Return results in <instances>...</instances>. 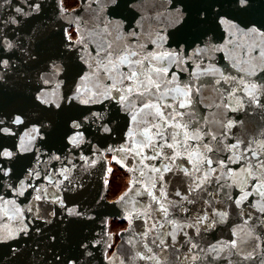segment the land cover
Here are the masks:
<instances>
[{
  "label": "water",
  "instance_id": "95a60500",
  "mask_svg": "<svg viewBox=\"0 0 264 264\" xmlns=\"http://www.w3.org/2000/svg\"><path fill=\"white\" fill-rule=\"evenodd\" d=\"M64 1L0 0V264H264V0Z\"/></svg>",
  "mask_w": 264,
  "mask_h": 264
},
{
  "label": "snow or ice",
  "instance_id": "6c2138e0",
  "mask_svg": "<svg viewBox=\"0 0 264 264\" xmlns=\"http://www.w3.org/2000/svg\"><path fill=\"white\" fill-rule=\"evenodd\" d=\"M112 3H113V5H115L117 8L120 6L118 0H112ZM248 3H249V0H238V4H239L241 7H245V6H247ZM28 6H29V8L31 9L30 12H25V11L23 10V8H21V7H17V8L15 9V11H16L17 13H19L20 15H22V16H31L32 14H34V13H38V12L40 11V4H39V3L33 2V3L29 4ZM11 23H12V24H16V23H17V20H16L15 17H13V18L11 19ZM250 31H252V32H256V31H258V30H257L255 27H253L252 29H250ZM13 47H14V45H13V43H12L10 40H7L5 37L0 36V50H2V51H8V50H11ZM29 59H34V57H31V56H30ZM8 64H9V60L6 59V58H3L2 54H0V67L8 66ZM135 76H136V73H131L130 76L128 77V79H132V77H135ZM45 83H47V81H45ZM156 87H158V85H156ZM145 90H146V91H149L150 89H148V88L146 87ZM117 91H119V89H117ZM77 92L79 93L80 90L77 89ZM126 92H127L128 94H136V95H143V94H144L143 92H140V93H133V89H132L131 87H129V88L126 90ZM80 94L83 95V93H80ZM89 99H91V96L89 97ZM89 99L82 100L81 103H85V104H87V103L89 102ZM120 99H121L122 101H124L125 103H129V102H130L129 95H127V94L121 96ZM37 100H40L41 103H45V102H46V101L43 100V99L41 98V96H39V95L37 96ZM185 106H186V105L183 104V103H181V104L179 105V107H181V108H183V107H185ZM57 107H59V105H57ZM152 107H153L152 105H149V104H147V103H144L143 106H142V108H141V111H144V109H148V108H152ZM159 115H160L161 117H163L164 114H163V113H160ZM177 115H180V114L177 113ZM133 119H135V117H133ZM167 119L175 120L176 117H175V116H170V117H168ZM167 119H165V125H166V126L179 127V124L167 125ZM21 122H22V121H21L20 116H16V117H15V120H14V123L19 124V123H21ZM73 126L76 127V128H79V127H80V124H79L78 122L74 121V122H73ZM8 131H9V130L6 129V128H0V133H8ZM104 131L107 132V131H109V129L105 128ZM148 131L151 132V129H149ZM80 135H81L80 133H77V136H76L74 139H78ZM156 135H157V136H160L161 138H163V137H162V134L159 133V131H157ZM169 138H170V139H174V137H169ZM160 146H161V147H165V146H166V147H169V148H172V147H173V145L170 144V143H166V144H164V145H160ZM181 146H182V145H181ZM253 155L255 156L256 154L253 153ZM12 156H13V153H12L11 151H7V150L0 151V157H5V158H9V159H10ZM257 159H259V157H257ZM208 163H211V161H209ZM165 170H170V169H165ZM9 171H10V170H6V169L3 167V165H0V174H3L4 176H7V175L9 174ZM156 171L159 172L160 169L157 168ZM28 174H29V175H32L31 172H29ZM197 186L199 187V183H197ZM177 195H179V193H177ZM37 199H39V197H37ZM237 203L239 204L240 201H237ZM69 214H70V215H78L79 213H76V212L73 210V211H70ZM53 239H55V238L53 237ZM233 246H235V242H233ZM82 247H87V245H82ZM193 247H195V245H193ZM56 259L59 260L60 257L57 256ZM69 264H73V262L70 261Z\"/></svg>",
  "mask_w": 264,
  "mask_h": 264
},
{
  "label": "rangeland",
  "instance_id": "374dc122",
  "mask_svg": "<svg viewBox=\"0 0 264 264\" xmlns=\"http://www.w3.org/2000/svg\"><path fill=\"white\" fill-rule=\"evenodd\" d=\"M64 4L70 10L76 8L79 5L77 0H65ZM108 179L110 183L108 199L115 200L127 189L129 184V176L127 173L116 169L108 176ZM123 229H125V225L118 222H111L110 224V232L114 235L118 234L119 231Z\"/></svg>",
  "mask_w": 264,
  "mask_h": 264
},
{
  "label": "built area",
  "instance_id": "2783aa9c",
  "mask_svg": "<svg viewBox=\"0 0 264 264\" xmlns=\"http://www.w3.org/2000/svg\"><path fill=\"white\" fill-rule=\"evenodd\" d=\"M116 169H118V168H114V171H115ZM114 171H113V172H114ZM121 171H122V170H121ZM123 172H124V171H123ZM124 173H126V172H124ZM127 175H128V174H127ZM128 176H129V175H128Z\"/></svg>",
  "mask_w": 264,
  "mask_h": 264
}]
</instances>
